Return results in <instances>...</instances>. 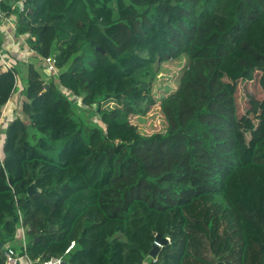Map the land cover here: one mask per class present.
Instances as JSON below:
<instances>
[{
  "label": "trees",
  "instance_id": "obj_1",
  "mask_svg": "<svg viewBox=\"0 0 264 264\" xmlns=\"http://www.w3.org/2000/svg\"><path fill=\"white\" fill-rule=\"evenodd\" d=\"M19 1L2 10L36 62H11L0 32V111L19 80L23 96L0 148V264L18 208L36 264L73 240L68 264H264V130L245 161L222 78L264 68V0ZM157 105L164 129L142 132Z\"/></svg>",
  "mask_w": 264,
  "mask_h": 264
},
{
  "label": "rangeland",
  "instance_id": "obj_2",
  "mask_svg": "<svg viewBox=\"0 0 264 264\" xmlns=\"http://www.w3.org/2000/svg\"><path fill=\"white\" fill-rule=\"evenodd\" d=\"M2 58H4V61L6 59L5 55ZM30 60L36 62L35 58H30ZM183 65H185V61L165 65V70L161 72L159 78L171 77L173 74L178 73ZM222 78L229 85L236 98L239 120L238 133L242 140V157L245 161H248L255 142L262 136L264 130V68H257L254 79L250 81L232 80L225 72L222 73ZM21 92L22 85L19 80L16 93L8 102L7 108H5V105L0 111V148L3 132L8 122L13 116L21 114ZM4 119H6L5 124H1ZM95 119H98V117L96 116ZM134 123L139 126L142 132L151 134L164 129L165 119L157 105L150 110L148 115L135 117ZM146 262L151 264V258H148Z\"/></svg>",
  "mask_w": 264,
  "mask_h": 264
},
{
  "label": "built area",
  "instance_id": "obj_3",
  "mask_svg": "<svg viewBox=\"0 0 264 264\" xmlns=\"http://www.w3.org/2000/svg\"><path fill=\"white\" fill-rule=\"evenodd\" d=\"M2 2L3 0H0V32L4 31V26L6 22H9L10 24H12L9 19L10 17L2 10ZM24 2L25 0H20L18 3L22 10L24 8ZM13 27H15V25ZM3 65H6L9 67L6 60L3 61ZM45 71L48 72L47 74L48 77L59 74V70L57 67V60L55 56H49L45 59ZM74 99L77 100L78 102L81 101V98L77 96H74ZM7 105L8 103L6 104L5 108H7ZM4 115L5 114L3 112V116ZM4 120L1 121V124L2 123L5 124L6 119ZM18 214L20 218V228H19L20 236L18 237L19 247H16V245H12V244L6 245L5 264H36V262H34V260L30 257L28 253V242L25 236V228H24V223H23L24 221L22 217V211L19 208H18ZM75 245H76V241L73 240L62 256H58V257L54 256L50 258L49 260L41 261L42 264H63L65 261H67V258L71 250L75 247ZM152 259L155 262L157 260L156 257H153ZM144 264H147V262H145Z\"/></svg>",
  "mask_w": 264,
  "mask_h": 264
},
{
  "label": "crops",
  "instance_id": "obj_4",
  "mask_svg": "<svg viewBox=\"0 0 264 264\" xmlns=\"http://www.w3.org/2000/svg\"><path fill=\"white\" fill-rule=\"evenodd\" d=\"M9 17H10L9 19H10L12 24H10L9 22H6L5 26H4V31H2V33H4V35H5L4 52H5V54L10 55L13 59L11 60V58L7 56L6 61L11 60V62H12L15 60V58H17L19 60L27 59L30 61V58H34L35 53H33L29 49V47L23 46L24 45V38L23 37L19 38V39L16 38V36L14 35L15 27H13L15 25L14 17H12V16H9ZM22 47H24V48H22ZM13 96H12V98H13ZM22 97L23 96H21V98ZM3 140H4V137L1 140V142H2L1 146H3ZM19 236H20V231H18V237ZM12 245H14V244H12ZM16 247H19L18 243H17Z\"/></svg>",
  "mask_w": 264,
  "mask_h": 264
},
{
  "label": "water",
  "instance_id": "obj_5",
  "mask_svg": "<svg viewBox=\"0 0 264 264\" xmlns=\"http://www.w3.org/2000/svg\"><path fill=\"white\" fill-rule=\"evenodd\" d=\"M97 49H98V50H102L101 47H98ZM45 72H46V74H48L47 71H45ZM48 87H49V84L46 83V84H45V89L47 90ZM31 189H32V187L29 188V191H31ZM58 228H59V226H56V225H52V224H51V225L49 226V231H50V232H53L54 230H56V229H58ZM40 239H41V236L37 237V238L34 240V243L39 242ZM169 242H170V239H169L168 237H163L161 234H158L157 237H156V241L154 242L153 247H152V249H151L150 256H151V257H156V256L158 255V253H159L161 247H162L163 245L169 243ZM2 246H3V245L0 244V247H2ZM38 264H42V262L39 261ZM63 264H68V262L65 261ZM219 264H220V263H219Z\"/></svg>",
  "mask_w": 264,
  "mask_h": 264
}]
</instances>
